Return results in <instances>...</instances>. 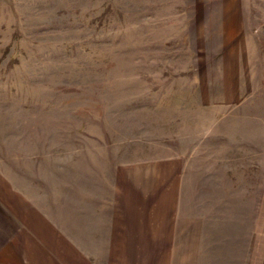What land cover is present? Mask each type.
<instances>
[{
  "label": "rangeland",
  "instance_id": "obj_1",
  "mask_svg": "<svg viewBox=\"0 0 264 264\" xmlns=\"http://www.w3.org/2000/svg\"><path fill=\"white\" fill-rule=\"evenodd\" d=\"M60 257L264 264V0H0V264Z\"/></svg>",
  "mask_w": 264,
  "mask_h": 264
},
{
  "label": "crops",
  "instance_id": "obj_2",
  "mask_svg": "<svg viewBox=\"0 0 264 264\" xmlns=\"http://www.w3.org/2000/svg\"><path fill=\"white\" fill-rule=\"evenodd\" d=\"M58 240H59V239H57V242H58ZM44 260L46 261V259H45V258H44ZM59 261H61V262H59ZM39 262H40V261H39ZM47 263H48V264H65V263H64V259H63V258H61V257H60V259H58V258H57V259H55V261H52V260H51V261H50V260H47Z\"/></svg>",
  "mask_w": 264,
  "mask_h": 264
}]
</instances>
